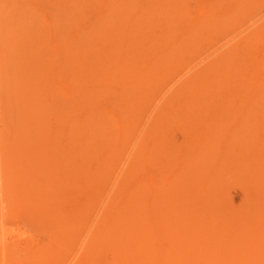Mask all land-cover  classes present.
<instances>
[{
  "label": "rangeland",
  "instance_id": "rangeland-1",
  "mask_svg": "<svg viewBox=\"0 0 264 264\" xmlns=\"http://www.w3.org/2000/svg\"><path fill=\"white\" fill-rule=\"evenodd\" d=\"M101 32H103L101 34L102 37L100 36ZM106 33L110 35H106ZM124 37L126 38L124 39ZM126 43L128 44L126 45ZM0 48V237H11L8 240L10 243L9 248H11L8 251L9 254L5 252V246L1 245L3 248H0V257L2 256L0 262L2 264H10L9 261H11L10 257L12 255L16 256L15 260L25 262L26 259L32 256V253L34 255L39 253L38 256L40 257L43 252L46 253L47 251L48 256L46 255L45 259H48L51 255L53 256L62 250L64 255L62 254L56 260V264H85L87 262L85 259L91 258L93 253L91 250L93 248L92 245L95 239L98 238L99 232L107 228V225L103 228L101 226L105 225L118 210L123 208L124 204L120 205L119 201L121 203L123 202L122 200H126L129 196L131 198L133 193L135 196L132 203L134 204V201L137 200L135 201V205L137 204V206L134 207L139 211H134V207L129 209L128 216L130 215L132 227L125 233L128 240H130L129 246L133 250H138L139 247L145 250L146 246L150 245L152 249L151 253L147 251L145 253L149 255L148 260L154 259L158 254V264H165L166 262V264H170L171 255L172 258H176L178 263L182 264H197L196 262L199 259L205 260V257L212 253V242H220L214 235H210L209 230L212 228L215 231L221 230L219 228L220 224H218L220 222L214 223L210 218L207 219L208 212L214 211L213 207H216L218 208V213H224L230 208V200L234 199L233 197L231 198V195L229 196L233 186L222 182L221 177L223 178L224 175L222 173L226 172V168L229 167L231 171L228 170L227 177L238 175L241 170L245 169V166L242 165V161L245 160L244 157L251 156L253 158L255 155L252 156V153L260 155L263 152L259 148L261 145L264 146V0H0ZM138 53L141 54L138 55ZM91 55H94V57L92 58ZM116 56L120 57L121 61H117L119 58ZM156 64L157 67L161 66L160 72L155 71V73H158V78L155 79L158 82L157 87L152 89L153 91L148 92V94H145L146 89L142 91L143 95L140 93L138 99L136 98L138 102L132 98L130 99L128 93L126 96V92H124V95L122 91H116L112 86L114 84L117 85V78H120L119 86L126 83L128 81L126 78L128 70H138L139 72L144 68L142 71L144 74H147V72L150 73L156 70ZM89 65L92 67H89L90 70L88 68ZM109 65L114 68L113 73L103 71L106 68L108 70ZM212 67L213 69H211ZM86 68L90 72H87ZM146 69L147 71H145ZM229 72H231V75ZM216 73L218 77L215 76ZM106 76L109 80L104 83L109 86L101 88L99 85L102 81L99 79ZM160 76L163 77L161 78ZM215 79L217 80L214 82L215 86H211L210 83ZM88 87L92 89L90 90ZM196 91L197 93H195ZM142 102L143 104H141ZM131 103L132 105H130ZM74 107L75 109H73ZM139 108L142 109L141 112H139ZM179 110L183 116L177 120L175 114ZM128 115L129 118L126 119L125 116ZM93 116L96 118L95 121H93ZM176 120L177 122H175ZM237 120L238 124L236 125ZM91 125H95V129ZM75 126L79 127L82 132ZM99 126L101 129L106 130L107 133L102 134L103 131ZM39 127L43 129L41 133ZM135 128L137 131L134 130ZM94 130H96V133H94ZM236 130L241 133H238ZM124 131L128 135L123 137L124 139L122 138L121 142L120 134L125 133ZM153 131L155 132L154 135ZM161 133L163 135L166 134L164 138H161L163 136ZM40 134H43V137L45 136L44 139L42 138V141L38 137ZM64 135L66 137L69 136L72 146L61 150V153L66 151L64 158L67 161L61 162L62 164L58 168L61 171L60 174L63 172V177L65 176V178L60 182L59 177L56 175L55 182H48L49 186L46 187L50 190V194L53 192V196L57 197L56 203L52 207L44 205L43 209L42 207L40 209L38 206L40 202L36 203V205V201H29L25 207H22L19 205L20 197L17 194L23 188L18 187L17 182H20L19 175L20 173L23 174V169L26 168L24 166L28 165L26 171L35 169L33 168L35 167L34 165L38 166L39 161L46 160V157L54 152L51 148L53 145H46V142H49L50 139L51 141L53 139L56 141L57 137L61 138L60 136L64 137ZM104 135L106 136L104 137ZM145 136H148V139H145ZM88 137L92 139L90 140ZM112 138L119 139L118 141L121 143L119 144L118 141ZM166 138L167 141L169 139L173 141V146L170 145L171 148H169L168 144L164 145L165 151H170L171 154L169 152L167 154L164 153L165 156L162 154L163 156L160 159L156 155L157 151L158 154L160 152L158 148L159 139ZM85 139L88 141L85 142ZM79 140L84 144L82 145ZM111 140L112 143H117H113L114 146L112 144L114 148L103 144L105 150L101 142L106 143V141L109 142ZM234 140L236 143H234ZM92 142L94 145L96 144L95 142L98 145L99 143L101 144L100 146L95 145L96 147H100L99 152H97L99 148H96V151ZM28 143L35 150L36 155H34L37 158L32 154L29 157H26V155L19 157L22 154L19 149L29 148ZM85 146L88 147L85 148ZM44 147H48L49 149L47 148L46 152L44 151L39 155L36 150L44 149ZM109 149L113 153L106 154ZM103 150L104 153L102 152ZM146 150H148L147 153H145ZM16 151L19 153H16ZM250 151L253 152L250 154ZM90 152H95L96 155ZM199 153L201 155L204 154L205 162L204 168L198 172V170L189 168L190 162L186 163L189 157L194 158ZM44 154L47 155L45 158H43ZM87 154L91 156L87 158ZM101 154L105 156H101ZM151 154L153 155L150 156ZM15 156L19 157V159L15 158ZM31 156L34 157V160L33 157L31 159ZM96 156L99 157L96 158ZM173 156L174 161L172 159ZM77 157L82 160H78ZM103 157L105 158V162L102 160ZM156 157L160 160L156 159ZM224 157L226 161H224ZM38 158L42 159L35 162ZM111 158H113V161L110 160ZM167 158L170 161L172 159V161L168 162ZM216 158L218 159L216 160ZM260 158L262 159V157ZM13 159H17L18 161H15L16 166L10 167L11 164L8 162H14ZM76 160L80 162L78 163ZM23 161L24 163L22 164ZM207 161H210V164ZM86 162H90L91 164L89 163L90 165H88ZM182 162H186L185 165L184 163L181 164ZM217 162L221 165H217ZM260 162L263 164L264 160ZM206 163L207 165H205ZM226 163L227 166L225 165ZM261 163L258 162L256 167L260 168L262 166ZM4 164L8 165L5 166ZM137 164L138 167H141L138 168ZM214 165L220 167L217 168ZM8 166L10 168L7 169ZM105 166L108 168L106 169ZM207 166L210 167L206 168ZM262 168L264 169L263 166ZM72 170L76 171L72 172ZM57 171L60 172L59 170ZM107 172L108 174H106ZM189 172L194 174L191 175ZM163 174L165 178L162 177ZM82 175H84V178ZM191 176H193V180H191ZM80 177L83 179H80ZM180 177L183 180L179 179ZM158 178L162 180L158 181ZM189 178L190 180H188ZM197 179H202L205 183L204 185L207 187L204 189V193L208 191L209 193L206 194H209L210 198L204 204H210L209 208L206 207L207 205H205V208L197 199L196 203H194L195 199L192 188L194 187L193 183ZM174 180H177L176 184ZM169 181L174 183L170 185ZM207 182L208 184H206ZM86 183L90 186L88 184L85 185ZM166 183L168 184L167 186ZM153 185L155 186V190L162 188L159 191L157 190L160 193L157 192L155 195V191L151 192L154 190L152 189L154 188ZM173 185H176V187L174 188ZM96 187H99V192L95 189ZM167 187L169 188L167 189ZM173 188L174 190L177 188L179 191L182 189L181 192H178L177 189V191H172ZM256 190L258 189L256 188L254 192H250L255 199ZM15 191V195L17 196L14 195ZM185 192L187 194H184ZM177 193L183 194L182 196L184 197L180 199V195ZM161 194L163 197L169 194V197L172 198L170 199L167 195L164 205L163 201H165V197L163 198ZM98 195L100 196L99 198L97 197ZM138 196L139 198H137ZM156 197H160L158 198L159 200ZM173 197L175 198L173 199ZM161 199L163 200L160 201ZM95 201L98 203H95ZM167 201L168 204L169 201H172L169 204L170 208H173L171 211L169 206H167ZM87 202L96 205L92 207ZM143 203H146V205ZM193 204H197L196 208H194ZM248 204L245 207L250 208L251 205H258L255 202ZM84 205L86 207L89 206L88 208L91 209L85 208ZM152 206H156V208ZM161 206L165 207L162 208ZM157 207H159L158 210ZM245 207L243 206V209ZM53 208L55 209L53 210ZM175 208H177L176 212H174ZM63 209L67 210V213ZM161 209L169 211L168 213L179 222V227L181 228L180 234L193 231L194 234L191 236V240H189L190 236L187 234L189 242L187 241L184 244L186 248L175 247L176 251H174L173 243L170 241L171 234L175 237L174 231L172 233L168 229L165 231L166 226H164L163 222L153 217V212L158 213ZM183 209L185 210L184 215ZM193 209L197 210V214L194 213ZM41 210H43V214H47L48 216L44 215L45 218L41 217L43 216L42 213H39ZM72 210H75V213ZM106 210L108 214H105ZM141 210L142 212H140ZM152 210L153 212L151 213ZM32 211L33 213L35 212L33 215ZM37 211H39V214H37ZM144 211L145 213L143 214ZM188 211L194 213V217ZM49 212L53 213L54 217H58L59 220L62 218L61 223L62 220L63 222L65 220L67 227L73 230L72 232L69 230V234H71L70 238H74H72L71 244L69 242L65 243V241H59L57 244L49 237L48 230H46L48 228L46 226L48 225H45L49 217L53 216ZM111 212L114 214H111ZM135 212H138V214ZM198 213L200 214L198 215ZM259 214L260 217L261 215L263 217L264 211ZM196 216L198 217L196 218ZM106 217L110 218L106 219ZM189 217H192L194 220ZM260 217H256L257 219L246 218L245 216L241 217L243 219H239V223L232 230V234L229 230L226 231V239L221 240V242L228 244L233 242V240L235 241V236L238 238L242 234V231L243 234L244 231L250 230H256L261 233L263 229L264 233V220H261ZM203 218L205 222L202 221ZM186 219H191V225L188 224L189 222ZM41 220L45 222L42 223ZM255 221L260 224L255 223ZM138 222L143 224L139 226ZM43 224L45 227H43ZM255 224L258 226L257 229L254 228ZM202 226H205V229ZM135 227L137 229H134ZM198 231L204 232L200 233ZM129 232L132 234H129ZM166 232L169 236H167ZM197 234L198 238H196ZM210 236H213V238H210ZM144 237L149 238L146 240L147 238ZM19 239L22 242L16 244L15 242ZM238 241H243V238H239ZM248 241L250 242L251 239ZM51 243H54L52 247ZM159 245H161V248L158 247ZM16 246L18 248L14 249ZM189 246L190 248H188ZM49 247L50 249H48ZM134 247L136 248L134 249ZM28 248L29 250H26ZM254 248L256 249V247ZM168 249L170 250L168 251ZM172 249L173 251H171ZM26 252L31 254L27 255ZM5 255L7 257L10 256V259L5 258ZM134 255L130 257L131 261H134L135 264L145 263V257L143 262L141 255ZM100 259H103L102 256H100ZM165 259L168 261H165ZM154 260L156 261V259ZM211 260H213V264H216L218 261L216 257ZM119 261L120 263L124 262L120 258Z\"/></svg>",
  "mask_w": 264,
  "mask_h": 264
},
{
  "label": "bare ground",
  "instance_id": "bare-ground-1",
  "mask_svg": "<svg viewBox=\"0 0 264 264\" xmlns=\"http://www.w3.org/2000/svg\"><path fill=\"white\" fill-rule=\"evenodd\" d=\"M119 3V2H118ZM111 5V4H110ZM128 6V5H127ZM126 6V7H127ZM125 7V8H126ZM129 8H130V6H128ZM63 11V10H62ZM65 11V10H64ZM114 12V11H113ZM117 14V13H116ZM162 15H164V14H162ZM120 16H121V14H120ZM168 16H170V15H168ZM166 17V16H165ZM113 18V17H112ZM112 18H111V20H112ZM164 18V17H163ZM127 19V18H126ZM160 20V19H159ZM119 21H121V20H119ZM131 21V20H130ZM107 25V24H106ZM109 25V24H108ZM112 25V24H111ZM128 25V24H127ZM123 26V25H122ZM108 27V26H107ZM110 27V26H109ZM112 27V26H111ZM120 27V26H119ZM118 27V28H119ZM107 29V28H106ZM110 29V28H109ZM115 29V28H114ZM116 29H117V27H116ZM125 29V28H124ZM91 30H93V29H91ZM127 30V29H126ZM125 30V31H126ZM110 31V30H109ZM124 31V32H125ZM123 32V31H122ZM103 32H101L100 33V36H101V34H102ZM110 33V32H109ZM108 33H106V35H107ZM108 35H110V34H108ZM113 35V34H112ZM142 35V34H141ZM104 36V35H103ZM114 36H117V35H114ZM97 37V36H96ZM102 37V36H101ZM105 37H109V36H105ZM111 37V36H110ZM113 37V36H112ZM132 37V36H131ZM98 39H100L99 37H97ZM126 37H124V39H125ZM192 38H194V37H192ZM149 39V38H148ZM93 40V39H92ZM95 40V39H94ZM107 40V39H106ZM105 40V41H106ZM129 40V39H128ZM193 40H195V38L193 39ZM18 42V41H17ZM124 42V41H123ZM176 42V41H175ZM187 42V41H186ZM96 43V42H95ZM190 43V42H189ZM92 44H94L93 42H92ZM124 44V43H123ZM128 43H126V45H127ZM191 44V43H190ZM89 45V44H88ZM111 45V44H110ZM118 45L119 46H121L119 43H118ZM189 45V44H188ZM106 46V45H105ZM162 46V45H161ZM83 47V46H82ZM113 47V46H112ZM81 48V47H80ZM130 48V47H129ZM1 49V48H0ZM75 49H77L76 47H75ZM107 49V48H106ZM134 49V48H133ZM18 50V49H17ZM83 50V49H82ZM32 51V50H31ZM84 51V50H83ZM82 51V52H83ZM104 51V50H103ZM108 51V50H107ZM138 52H139V50H137ZM181 51V50H180ZM80 52H81V50H80ZM99 52V51H98ZM11 53V52H10ZM113 53H114V51H113ZM125 53V52H124ZM66 54H68L67 52H66ZM94 54V53H93ZM111 54V53H110ZM141 53H138V55H140ZM109 55V54H108ZM126 55H128V54H126ZM125 55V56H126ZM39 56V55H38ZM92 56V55H91ZM124 56V55H123ZM131 56H134V55H131ZM13 57V56H12ZM76 57V56H75ZM94 57V55L92 56V58ZM109 57H112V56H109ZM108 57V58H109ZM116 57H118V56H116ZM84 58V57H83ZM104 58V57H103ZM115 58V57H114ZM119 59L117 60V61H121L120 60V57H118ZM149 58V57H148ZM155 58H156V56H155ZM154 58V59H155ZM101 59V58H100ZM74 60V59H73ZM90 60H91V58H90ZM178 60H180V59H178ZM45 61V60H44ZM70 61V60H69ZM94 61V60H93ZM115 61V60H114ZM157 61H158V59H157ZM173 61V60H172ZM171 61V62H172ZM13 62V61H12ZM26 62V61H25ZM91 62V61H90ZM89 62V63H90ZM96 62V61H95ZM149 62V61H148ZM162 62V61H161ZM43 63V62H42ZM75 63H76V61H75ZM78 64V63H77ZM100 64V63H99ZM108 64V63H107ZM146 64V63H145ZM149 64H151V63H149ZM164 64V63H163ZM176 64V63H175ZM12 65V64H11ZM16 65V64H15ZM42 65V64H41ZM143 65V64H142ZM161 65V64H160ZM179 65V64H178ZM101 66V65H100ZM147 66H149L148 64H147ZM166 66V65H165ZM171 66V65H170ZM92 68L91 67V65H89L88 66V68ZM150 67V66H149ZM149 67H148V69H149ZM42 68V67H41ZM88 68H86V70H87V72H90V71H88ZM90 68H89V70H90ZM111 68V69H110ZM139 68H141V67H139ZM164 68V67H163ZM166 68H167V66H166ZM39 69V68H38ZM113 67L111 66V65H109L108 66V70H107V68L105 69V70H103L104 72H111V73H113L112 71H113ZM133 69V68H132ZM144 68H142V70H143ZM211 69H213V67L211 68ZM127 70V69H126ZM137 70V69H136ZM141 70V71H142ZM152 70V69H151ZM164 70V69H163ZM175 70V69H174ZM216 70V69H215ZM120 71V70H119ZM141 71H139L138 72V70L137 71H127V73L129 74H127V82L126 83H124L123 85H121L120 84V86H119V83H120V78H117L118 80V82H117V85L116 84H114V85H112L113 87H114V89L116 90V91H122L123 92V94H124V92H126V96H127V93L129 94L128 96L130 97V99L132 98V99H134L135 101L138 99V97H139V94L141 93L142 94V91H144L145 89H146V93L145 94H148V92H150V91H153L152 89H154L155 87H157V81L155 80L156 78H158V73H155V71H161V66H158L157 67V64H156V70H154V72H150V73H148L147 72V74L145 73H143V71L141 72ZM145 71H147V69L145 70ZM168 71V70H167ZM213 71V70H212ZM211 71V72H212ZM220 71V70H219ZM228 71V70H227ZM83 72V71H82ZM109 72V73H110ZM93 73V72H92ZM101 73V72H100ZM99 73V74H100ZM164 73V72H163ZM167 73V72H166ZM171 73V72H170ZM214 73V72H213ZM231 72H229V74H230ZM240 73V72H239ZM97 74V73H96ZM98 74V75H99ZM108 74V73H107ZM117 74V73H116ZM220 74V73H219ZM225 74H226V72L224 73V76H225ZM162 75V74H161ZM166 75V74H165ZM221 75H223V74H221ZM231 75V74H230ZM240 75V74H239ZM215 76H217V73L215 74ZM223 76V77H224ZM102 77H103V75H102ZM115 77V76H114ZM161 77V76H160ZM163 77V76H162ZM161 77V78H162ZM166 77H167V75H166ZM218 77V76H217ZM165 78V77H164ZM220 78V77H219ZM97 79H98V77H97ZM100 81H102V82H100V87L102 88L103 86H109V85H107V84H105L104 82H106V81H108L109 80V78L106 76V77H104V78H101V79H99ZM164 80V79H163ZM213 80V79H212ZM122 81V80H121ZM124 81V80H123ZM215 81H217L216 79L214 80V81H212L210 84H211V86H213L214 85V82ZM91 82V81H90ZM99 82V81H98ZM97 82V83H98ZM43 83V82H42ZM89 83V82H88ZM218 83V82H217ZM196 84V83H195ZM207 85V84H206ZM205 86V85H204ZM215 86V85H214ZM39 87V86H38ZM197 87V86H196ZM89 88V87H88ZM99 88V87H98ZM101 88H99V89H101ZM200 88V87H199ZM87 89V88H86ZM85 89V90H86ZM90 89V88H89ZM92 89V88H91ZM90 89V90H91ZM199 92H200V90H199ZM195 93H197V91L195 92ZM9 95V94H8ZM125 95V94H124ZM143 95V94H142ZM195 95H198V94H195ZM35 98V97H34ZM137 98V99H136ZM26 99V98H25ZM11 100V99H10ZM124 100V99H123ZM127 100V99H126ZM25 102V101H24ZM124 102H125V100H124ZM136 102H138V101H136ZM9 103V102H8ZM14 103V102H13ZM121 103V102H120ZM129 103V102H128ZM262 103V102H261ZM26 104H27V102H26ZM141 104H143V102L141 103ZM18 105V104H17ZM119 105V104H118ZM130 105H132V103L130 104ZM137 105H138V103H137ZM145 105V104H144ZM121 106V105H120ZM119 106V107H120ZM134 106H135V104H134ZM129 107V106H128ZM136 107V106H135ZM138 107H139V105H138ZM249 107V106H248ZM121 108V107H120ZM145 108V107H144ZM16 109V108H15ZM73 109H75V107L73 108ZM127 110H128V108H126ZM30 110V109H29ZM124 110V109H123ZM126 110V111H127ZM131 110V109H130ZM141 110L142 109H140L139 108V112H141ZM118 111H120V110H118ZM38 113V112H37ZM123 113H124V111H123ZM250 113V112H249ZM39 114V113H38ZM120 114H122V113H120ZM129 114H131L130 112H129ZM134 116V115H133ZM132 116V117H133ZM139 116V115H138ZM182 116H183V114L181 113V111L179 110V111H177L176 112V114H175V118H177V120L178 119H181L182 118ZM254 116V115H253ZM126 117V119L127 118H129V115L128 116H125ZM124 117V118H125ZM131 117V118H132ZM135 117V116H134ZM256 117V116H255ZM258 117V116H257ZM24 118V117H23ZM252 118V117H251ZM123 119V118H122ZM126 119H125V121H126ZM96 120V118H95V116H93V121H95ZM100 120V119H99ZM137 120V119H136ZM135 120V121H136ZM177 120L175 121V122H177ZM246 120V119H245ZM23 121V120H22ZM131 121V120H130ZM256 121V120H255ZM254 121V122H255ZM140 122V121H139ZM252 122V121H251ZM23 123V122H22ZM93 123V122H92ZM91 123V124H92ZM96 123H98L97 121H96ZM100 123H101V121H100ZM132 123H133V121H132ZM29 124H31L30 122H29ZM28 124V125H29ZM94 124V123H93ZM99 124V123H98ZM130 124V123H129ZM134 124V123H133ZM236 125L238 124V120H237V122L235 123ZM246 124V123H245ZM234 125V124H233ZM79 126V125H78ZM88 126V125H87ZM91 126H93V128L95 129V125H91ZM128 126V125H127ZM130 126V125H129ZM136 126V125H135ZM239 126V125H238ZM245 126V125H244ZM76 127V126H75ZM90 127V126H89ZM131 127H132V124H131ZM138 127V126H137ZM231 127V126H230ZM229 127V128H230ZM40 128V127H39ZM69 128V127H68ZM77 128V127H76ZM79 128V127H78ZM77 128V129H78ZM81 128H83V127H81ZM92 128V129H93ZM99 128H100V126H99ZM98 128V129H99ZM104 128V127H103ZM106 128V127H105ZM129 128V127H128ZM235 129H236V127H234ZM38 129V128H37ZM37 129H35V130H37ZM84 129V128H83ZM90 129H91V127H90ZM101 129V128H100ZM231 129V128H230ZM233 129V128H232ZM16 130V129H15ZM41 130H43V129H39V131H40V133H41ZM80 132H82L81 131V129L79 128L78 129ZM77 130V131H78ZM86 130V129H85ZM102 131H103V133L102 134H106L107 133V131L106 130H103V129H101ZM100 130V131H101ZM134 130H136V128L134 129ZM153 130V129H152ZM250 130V129H249ZM27 131V130H26ZM38 131V132H39ZM61 131V130H60ZM67 131V130H66ZM79 131H78V133H79ZM91 131V130H90ZM96 130H94V133H96L95 132ZM137 131V130H136ZM151 131V130H150ZM236 131H238V130H236ZM242 131V130H241ZM21 132V131H20ZM23 132V131H22ZM25 132V131H24ZM30 132H31V130H30ZM85 132V131H84ZM92 132H93V130H92ZM105 132V133H104ZM125 132V131H124ZM240 131H238V133H239ZM247 132V131H246ZM44 133V132H43ZM66 133V132H65ZM64 133V134H65ZM110 133V132H109ZM108 133V134H109ZM130 133H132V132H130ZM134 133V132H133ZM236 133V132H235ZM241 133V132H240ZM25 134V133H24ZM37 134V133H36ZM90 134H91V132H90ZM100 134V133H99ZM107 134V135H108ZM136 134H137V132H136ZM155 134V132L153 131V135ZM162 134V133H161ZM41 135V136H40ZM38 137H40V140L42 141V138L44 139V137H43V134H40ZM51 135V134H50ZM114 135V134H113ZM126 135H128V133H123V134H120V138H121V142H122V138L123 137H125ZM134 135H135V133H134ZM139 135V134H138ZM137 135V136H138ZM153 135H151V136H153ZM163 135V134H162ZM165 135L166 134H164L161 138H164L165 137ZM240 135H242V134H240ZM23 136V135H22ZM29 136V135H28ZM35 136V135H34ZM59 136V135H58ZM83 136H85V135H83ZM86 136H87V134H86ZM93 136V135H92ZM95 136V135H94ZM98 136V135H97ZM101 136H103V135H101ZM106 135H104V137H105ZM129 136H130V134H129ZM148 136H150V135H148ZM148 136L146 137L145 136V139L147 138L148 139ZM18 137H19V135H18ZM47 137V136H46ZM61 138H59V137H57V140L55 141L54 139L51 141V139L50 138H48V139H50L49 140V142H46L47 144L46 145H53L51 148L54 150V152L52 153V154H50V155H46V154H44L45 156H43V158H45L46 156V160L45 159H43V160H45L44 162H42V161H39L38 162V160H40V159H42V158H38L37 159V161H35V162H38L39 164H38V166L37 165H34L33 163V165L35 166V167H33V168H35V169H33V170H27L26 171V168H27V166L28 165H26V166H24V167H26L25 169H23V174H21L20 173V182H17V186L19 187L20 186V188H23L22 190H21V192L20 193H18L17 195H19V199H20V204L19 205H21L22 207H25V205L26 204H28L29 203V201H36L35 202V204L36 203H38V202H40L39 204H38V206H39V208L40 207H42V209H43V206L44 205H49V207L51 206H53V204L54 203H56V201H57V197H54L53 196V192H52V194H50V190H48L46 187L47 186H49L48 185V182L50 183V182H52V181H54L55 182V180H56V178H55V176L57 175L58 177H59V181L61 182L62 180H63V178H65V176L63 177V172H62V174H60L61 173V171H60V169L58 168V166L60 167V165L62 164L61 162H63V161H67V159L66 158H64L65 157V155H66V151L65 152H63V153H61V150L62 149H66V147H72L71 146V144H70V138H69V136L68 137H66L65 135H64V137L63 136H60ZM70 137H71V134H70ZM113 137V136H112ZM80 138H81V136H80ZM93 138H95V137H93ZM97 138H99V137H97ZM103 138V137H102ZM101 138V139H102ZM108 138V137H107ZM115 138V137H114ZM227 138V137H226ZM47 139V140H48ZM75 139V138H74ZM83 139V138H82ZM88 139H90L89 137H88ZM92 139V138H91ZM90 139V140H91ZM96 139V138H95ZM113 139V138H112ZM116 139H117V136H116ZM116 139H113V140H115V141H118V140H116ZM124 139V138H123ZM23 140V139H22ZM90 140H89V142H90ZM105 140V139H104ZM125 140H126V138H125ZM170 140V141H169ZM168 141H167V138L166 139H159V146H158V148L160 149L159 151V154H158V151H157V153H156V155H158L159 156V158L161 159L162 158V156L164 155V153H166L167 154V152H169L170 153V151H165V148H164V145H166V144H168L169 145V148H171L170 147V145H172L173 144V141H172V139H169ZM19 141V140H18ZM27 141V140H26ZM26 141H25V143H26ZM51 141V142H50ZM88 140H86L85 139V142H87ZM102 141H103V139H102ZM128 141H130V140H128ZM145 141V140H144ZM237 141V140H236ZM22 142V141H21ZM31 142V141H30ZM36 142V141H35ZM79 142H81V144L83 145L84 143H82V141L81 140H79ZM84 142V141H83ZM99 142H101V141H99ZM104 142V141H103ZM103 142H101L102 143V146L104 147V149H105V146L106 145H108V146H110V147H112V148H114L113 146H114V144L113 143H117V142H113L112 143V140L111 141H109V142H107L106 141V143H108V144H106V143H103ZM121 142H119L118 141V143L120 144ZM156 142V141H155ZM171 142V143H170ZM96 144L95 145H98L97 144V142H95ZM170 143V144H169ZM234 143H236L235 142V140H234ZM29 144V143H28ZM70 144V145H69ZM80 144V143H79ZM92 144H93V142H92ZM103 144H105V146L103 145ZM112 144H113V146H112ZM128 144V143H127ZM145 144H146V142H145ZM229 144V143H228ZM239 144V143H238ZM8 145V144H7ZM35 145V144H34ZM91 145V144H90ZM94 145V144H93ZM94 145V146H95ZM101 144L99 143V145L98 146H100ZM123 145H124V141H123ZM231 145V144H230ZM234 145V144H233ZM242 145V144H241ZM32 147V145H28V147L29 148H26V149H19V148H21V147H19L18 149H19V151L20 152H22V154H20V156L19 157H21V156H25L26 155V157H29L30 156V154H32V155H36V153H35V150L33 149V148H31ZM79 146V145H78ZM101 146V147H102ZM173 146V145H172ZM228 146V145H227ZM236 146V145H235ZM46 147V146H45ZM44 147V149H38V150H36L37 151V153L40 155L42 152H44L45 150L47 151V148H45ZM80 147H81V145H80ZM86 147H88V146H85V148ZM121 147V146H120ZM224 147H226V146H224ZM41 148V147H40ZM93 148V147H92ZM95 149L97 148H99L98 149V151H97V149H96V151L97 152H99V150H100V147H94ZM93 148V149H94ZM175 148V147H174ZM174 148H172V149H174ZM211 148H213V147H211ZM232 148V147H231ZM17 149V150H18ZM32 149V150H31ZM49 149V148H48ZM248 149V148H247ZM250 149V148H249ZM51 150V149H50ZM69 150V149H68ZM67 150V151H68ZM73 150H75V149H73ZM72 150V151H73ZM92 150V149H91ZM106 150V149H105ZM141 150V149H140ZM170 150V149H169ZM239 150H240V148H239ZM252 150V149H251ZM254 150H255V148H254ZM257 150V149H256ZM259 150H263V152L262 153H260V155L259 154H253L251 151H250V154L252 153V156L253 155H255V157H247V158H245L244 157V161H242V165L243 166H245V169L242 171L241 170V172L238 174V175H233V176H231V177H227V172H228V170H229V167H227L226 168V172H224V173H222V174H224L223 175V178L221 177V179L223 180L222 182H225V183H227V184H229V185H232L233 186V188H231V194H229V196L231 195V198L233 197L234 199H232V200H230V201H228V202H230V208L228 209V211H226V212H224V213H218V208H216V207H213L214 208V211L212 210L211 212L208 210V208L210 207V204H204V202L205 201H207L208 200V198H210L209 197V194H206V193H209L208 191H205V193H204V189L205 188H207L204 184V182H203V180L202 179H197V181H195L194 183H193V185H194V187L192 188V193H193V197H194V199H195V202L194 203H196V201L198 200V201H200V203H201V205L203 204L204 205V207H205V205H207L206 207H208L207 208V210L209 211L208 212V215H207V219L208 218H210L212 221H214V223L216 222H220V223H218V224H220V227L219 228H221V230L220 231H215L213 228L212 229H210L209 230V233H210V235H214V237L215 238H218L219 239V241L220 242H212V244L211 245H213L211 248L213 249L212 250V253H210L209 254V256H207V257H205V260L204 259H202V260H198L196 263L197 264H213L212 262H213V260H211L212 258H214V257H216L217 259H218V261H217V263H216V261H214V263H216V264H264V233H263V229H262V231H261V233L259 232V231H256V230H250V231H244V234H243V231H242V234L241 235H239L238 236V238L235 236V238H236V240L234 241L233 240V242H231V243H228V244H223L222 242H221V240L223 241V239H226L225 237H226V235L227 234H225V233H227L226 231H228L229 230V232H231V234H232V230L233 229H235V226L239 223V219H243V218H241V217H246V218H258V217H260L259 215V213H262L264 210H262V209H264V169L262 170L261 169V167L263 166L264 167V162H263V164L260 162V161H262V160H264V146H260V148H259ZM45 151V152H46ZM95 151V152H96ZM152 151H154V150H152ZM228 151H230V150H228ZM227 151V152H228ZM232 151V150H231ZM230 151V152H231ZM241 151V150H240ZM18 151H16V153H17ZM29 152V153H28ZM86 152V151H85ZM84 152V153H85ZM95 152H90V153H95ZM101 152V151H100ZM103 153H104V150L102 151ZM106 152V151H105ZM148 152V150H146V152L145 153H147ZM206 152V151H205ZM211 152V151H210ZM221 152V151H220ZM227 152H226V154H227ZM237 152H239V151H237ZM19 153V152H18ZM72 153V152H71ZM88 153V152H87ZM89 153V154H90ZM111 153H113V152H111V150L109 149V151H108V153H106V154H111ZM120 153V152H119ZM150 153H152V152H150ZM209 153V152H208ZM213 153V152H212ZM255 153V152H254ZM49 154V153H48ZM99 154V153H98ZM140 154V153H139ZM154 154V153H153ZM153 154H151L150 156H152ZM163 154V155H162ZM171 154V153H170ZM214 154V153H213ZM217 154V153H216ZM215 154V155H216ZM231 154V153H230ZM34 155V157L35 158H37L36 156ZM68 155V154H67ZM79 155V154H78ZM95 155H96V153H95ZM103 154H101V156H102ZM122 155V154H121ZM169 155V154H168ZM201 153H199V154H196V156L194 157V158H188V162H187V159H186V164H188L189 162H190V166H189V168H192L193 170H198V172L200 171V170H202L203 168H204V154L203 155H201ZM212 155V154H211ZM220 155H221V153H220ZM225 155V154H224ZM238 155H240V154H238ZM246 155V154H245ZM69 156H71V155H69ZM89 156H91V155H89ZM88 156V154L86 155V157L88 158L89 157ZM103 156H105V155H103ZM116 156H118V155H116ZM135 156H137V155H135ZM145 156V155H144ZM165 156V155H164ZM170 156V155H169ZM181 156V155H180ZM206 156V155H205ZM226 156V155H225ZM243 156V155H242ZM3 157H4V155H3ZM19 157H17V156H15V158H18L19 159ZM32 157L33 156H31V159H32ZM34 157H33V160H34ZM41 157H42V155H41ZM99 157V156H98ZM97 156H96V158H98ZM106 157H107V155H106ZM111 157V156H110ZM114 157V156H113ZM120 157H122V156H120ZM139 157V156H138ZM154 157V156H153ZM153 157H151V158H153ZM177 157V156H176ZM175 157V158H176ZM213 157H214V155H213ZM227 157V156H226ZM234 157H236V156H234ZM259 157V158H258ZM260 157H262V159L260 158ZM7 158V157H6ZM5 158V159H6ZM9 158H11V157H9ZM14 158V159H15ZM71 158V157H70ZM79 157H77V159H78ZM85 158V157H84ZM86 158V159H87ZM91 158V157H90ZM108 158V157H107ZM118 158V157H117ZM158 157H156V159H157ZM158 158V159H159ZM163 158H165V157H163ZM169 158V157H168ZM167 158V160H169ZM174 158V156L172 157V159ZM230 158H232V157H230ZM242 158V157H241ZM249 158V159H248ZM5 159H4V161H5ZM13 159V160H14ZM105 158L103 157L102 158V160H104ZM113 158H111L110 160H112ZM148 159V158H147ZM159 159V160H160ZM172 159H171V161H172ZM210 159H211V157H210ZM218 158H216V160H217ZM221 159V158H220ZM224 159H225V157H224ZM7 160H8V158H7ZM6 160V161H7ZM17 160V159H16ZM16 160H14V162H8V163H10L11 164V166H10V164H9V166L10 167H12V166H16V163H15V161ZM78 160H80V159H78ZM78 160H76V161H78ZM82 160V159H81ZM80 160V161H81ZM89 160H91V159H89ZM101 160V161H102ZM115 160H118V159H115ZM140 160H142L141 158H140ZM166 160V159H165ZM175 159H173V161H174ZM208 160V159H207ZM229 160V159H228ZM3 161V160H2ZM18 161V160H17ZM47 161V162H46ZM80 161H78V163L80 162ZM113 161V160H112ZM137 161V160H136ZM149 161V160H148ZM170 160L168 161V162H171ZM224 161H226V159L224 160ZM231 161V160H230ZM234 162H235V160H233ZM238 161V160H237ZM34 162V161H33ZM34 162V163H35ZM104 162H105V160H104ZM108 162V161H107ZM116 162V161H115ZM114 162V163H115ZM138 162V161H137ZM151 162V161H150ZM163 162H165V161H163ZM207 162H209V164H210V161H207ZM261 163V167L260 168H257L256 166H257V163ZM6 163V162H5ZM24 163V161L22 162V164ZM64 163V162H63ZM87 163V162H86ZM90 163V162H89ZM89 163H87L88 165H90ZM103 163V162H102ZM109 163V162H108ZM117 163V162H116ZM141 163V162H140ZM142 163H144V162H142ZM146 163V162H145ZM144 163V164H145ZM154 163H155V161H154ZM177 163V162H176ZM184 162H182L181 164H183ZM185 163H184V165H185ZM216 163V162H215ZM222 163V162H221ZM229 163V162H228ZM240 163V162H239ZM18 164V163H17ZM31 164V163H30ZM86 164V165H87ZM97 164V163H96ZM98 164H100V163H98ZM105 164V163H104ZM5 166H7L6 164H4ZM161 165V164H160ZM183 165V166H184ZM205 165H207V163L205 164ZM217 165H221V164H218V162H217ZM226 166H227V163L225 164ZM234 165V164H233ZM7 167V169L8 168H10V167ZM98 166V165H97ZM107 166H108V164H107ZM134 166H135V163H134ZM140 166V165H139ZM145 166V165H144ZM183 166H181V167H183ZM187 166V165H186ZM212 166V165H211ZM215 166V165H214ZM224 166V165H223ZM239 166H241L240 164H239ZM62 167V166H61ZM71 167H72V165H71ZM86 167V166H85ZM106 167V166H105ZM114 167V166H113ZM131 167V166H130ZM137 167H138V164H137ZM141 167V166H140ZM140 167H138V168H140ZM208 167H210V166H207L206 168H208ZM213 167V166H212ZM211 167V168H212ZM215 167H217V168H219L218 166H215ZM222 167V166H221ZM225 167V166H224ZM237 167V166H236ZM39 168V169H38ZM58 168V169H57ZM104 168V167H103ZM102 168V169H103ZM108 167H106V169H107ZM186 168V167H185ZM239 168V167H238ZM4 169H5V167H4ZM74 169V168H73ZM111 169H112V167H111ZM133 169H134V167H133ZM136 169V168H135ZM184 169V168H183ZM240 169H241V167H240ZM35 170H37V171H35ZM57 170H59L60 172H58ZM105 170V169H104ZM103 170V171H104ZM109 170V169H108ZM129 170H130V168H129ZM140 170V169H139ZM208 170V169H207ZM218 170V169H217ZM220 170V169H219ZM76 170H72V172H75ZM209 171H211V170H209ZM229 171H231V170H229ZM90 172V171H89ZM105 172V171H104ZM109 172V171H108ZM108 172L106 173V174H108ZM194 172V171H193ZM204 172V171H203ZM215 172H217V171H215ZM101 173H103L102 171H101ZM112 173V172H111ZM139 173H140V171H139ZM190 173V172H189ZM201 173V172H200ZM212 173V172H211ZM230 173V172H229ZM235 173V172H234ZM126 174V173H125ZM181 174V173H180ZM183 174V173H182ZM191 175L192 174H194V173H190ZM203 174V173H202ZM201 174V175H202ZM214 174V173H213ZM4 175V174H3ZM22 175V176H21ZM79 175V174H78ZM103 175V174H102ZM158 175V174H157ZM184 175V174H183ZM216 175V174H215ZM84 175H82V177H83ZM220 176V175H219ZM218 176V177H219ZM16 177V176H15ZM58 177H57V179H58ZM76 177V176H75ZM82 177H80V179L82 178ZM101 177V176H100ZM104 177V176H103ZM102 177V178H103ZM162 177H164V174H163V176ZM168 177V176H167ZM183 177V176H182ZM182 177H180L179 179H181ZM188 177H190V176H188ZM192 178H191V180H193V176H191ZM203 177V176H202ZM205 177V176H204ZM84 178V177H83ZM82 178V179H83ZM105 178H106V176H105ZM165 178V177H164ZM187 178V177H186ZM185 178V179H186ZM98 179H99V176H98ZM159 179V178H158ZM173 179V178H172ZM179 179H177V180H179ZM220 179V178H219ZM220 179V180H221ZM162 180V179H161ZM160 179L158 180V181H161ZM177 180H174V182H175V184H176V181ZM181 180H183V179H181ZM188 180H190V178L188 179ZM187 180V181H188ZM58 181V180H57ZM56 181V182H57ZM153 181V180H152ZM157 181V182H158ZM166 181V180H165ZM213 181V180H212ZM8 182V181H7ZM64 182V181H63ZM87 182V181H86ZM155 182V181H154ZM153 182V183H154ZM163 182V181H162ZM168 182V181H167ZM170 182V181H169ZM174 182H172V183H174ZM186 182V181H185ZM219 182V181H218ZM88 183H90V182H88ZM88 183H86L85 185H87ZM158 183H160V182H158ZM164 183V182H163ZM162 183V184H163ZM171 183V182H170ZM172 183L170 184V185H172ZM178 183V182H177ZM182 183V182H181ZM180 183V184H181ZM221 183V182H220ZM220 183H219V185H220ZM225 183H223V184H225ZM53 184V183H52ZM55 184V183H54ZM61 184V183H60ZM179 184V183H178ZM184 184V183H183ZM190 184V183H189ZM192 184V183H191ZM206 184H208V182L206 183ZM85 185H83V186H85ZM143 185V184H142ZM161 185V184H160ZM159 185V186H160ZM165 185V184H164ZM168 184L166 183V186H167ZM182 185V184H181ZM187 185V184H186ZM88 186H90L89 184H88ZM154 186V185H153ZM152 186V187H153ZM157 186H158V184H157ZM163 186V185H162ZM174 186V185H173ZM205 186V187H204ZM215 186V185H214ZM221 186V185H220ZM17 187V188H18ZM60 187V186H59ZM140 187V186H139ZM144 187V186H143ZM170 187V186H169ZM169 187H167V189L169 188ZM176 187V185L174 186V188ZM179 187H181V186H179ZM184 187H185V185H184ZM4 188V187H3ZM16 188V187H15ZM99 188V187H98ZM98 188L96 187L95 189L96 190H98ZM130 188V187H129ZM141 188V187H140ZM150 188V187H149ZM165 188V187H164ZM172 188V187H171ZM174 188H173V190L172 191H177L176 189L174 190ZM186 188H187V186H186ZM258 189V190H256L255 192H256V199L255 198H253L252 197V195H251V191L252 192H254V190L255 189ZM52 189V188H51ZM57 189V188H56ZM152 189H154V190H150L151 192H153V191H155L154 193H155V195L157 194V192L160 190V189H162V188H160V189H157V190H155V186H154V188H152ZM182 189V188H181ZM181 189H180V191L178 190V192H181ZM184 189V188H183ZM191 189V188H190ZM189 189V190H190ZM212 189V188H211ZM136 190V189H135ZM220 190H221V188H220ZM16 191H17V189H16ZM16 191H15V193H14V195L16 194ZM70 191V190H69ZM133 191V190H132ZM137 191V190H136ZM135 191V192H136ZM149 191V190H148ZM163 191H164V189H163ZM162 190H161V192H163ZM168 191V190H167ZM186 191V190H185ZM215 191V190H214ZM98 192H99V190H98ZM97 192V193H98ZM183 192V191H182ZM212 192V191H211ZM221 192V191H220ZM133 193V192H132ZM150 193V192H149ZM153 193V194H154ZM158 193H160V192H158ZM165 193V192H164ZM164 193H162V194H164ZM189 193V192H188ZM217 193V192H216ZM250 193V194H249ZM3 194H4V192H3ZM10 194V193H9ZM55 194V193H54ZM161 194V195H162ZM177 194H179L180 195V193H177ZM182 194V193H181ZM184 194H187V192H185ZM211 194V193H210ZM219 194H221V193H219ZM252 194H254V193H252ZM17 195H15V196H17ZM52 195V196H51ZM93 195V194H92ZM96 195V194H95ZM129 195V194H128ZM168 195V197L170 196L169 194H167ZM167 195H166V197H165V201H163V204H164V202H166V200H167ZM175 195H176V193H175ZM183 195V194H182ZM182 195H180L179 197H180V199L181 198H183L184 196H182ZM10 196V195H9ZM90 196V195H89ZM134 193L132 194V197L131 198H127V196H126V200L124 201V200H122L123 202H121L120 203V201H119V204L121 205H123L124 204V206H123V208H121L120 210H118L117 211V213L114 215V216H112V219L110 220L109 219V221L105 224V225H102V223H101V227L103 228V227H105L106 225H107V228L105 229V230H101L100 232H99V236H98V238H94L95 239V241H94V243H93V245H92V255H91V258L89 259L88 257V259H85L87 262L85 263V264H135V262L134 261H131V257L130 256H135L134 254H138V255H141V258L143 257V262H144V257H145V259H146V261H145V263H147V261H149L147 264H158V260H159V258H158V254H157V256L154 258V259H156V261L154 260V259H150V260H148L149 259V255H147L145 252L147 251V252H150L151 253V247H150V245H148V246H146V248H145V250H143V248L142 247H139L138 248V250H133V248H131L129 245H130V243H129V241L130 240H128V238H127V236L125 235V233L127 232V230L128 229H130V227H132V222H131V218H129V216H128V212H129V209L130 208H132V207H136L137 206V204L135 205V201H137V200H135L134 201V204L132 203L133 201L132 200H134ZM146 196V195H145ZM149 196H153V195H149ZM174 196V195H173ZM190 196V195H189ZM218 196V195H217ZM255 196V195H254ZM90 197H92V196H90ZM94 197V196H93ZM98 198L100 197L99 195L97 196ZM96 197V198H97ZM162 197H163V195H162ZM161 197V198H162ZM163 197V198H164ZM175 197H178V196H175ZM175 197H173V199L175 198ZM178 197V198H179ZM192 197V198H193ZM22 198V199H21ZM46 198H48V199H45ZM137 198H139V196L137 197ZM141 198V197H140ZM146 198V197H145ZM150 198V197H149ZM153 198V197H152ZM157 198V197H156ZM158 198H160V197H158ZM157 198V199H158ZM170 198V197H169ZM168 198V199H169ZM172 198V197H171ZM170 198V199H171ZM178 198H176V199H178ZM212 198V197H211ZM218 198V197H217ZM94 199V198H93ZM148 199V198H147ZM154 199V198H153ZM172 199V200H173ZM197 199V200H196ZM227 199H229V198H227ZM227 199H225V200H227ZM45 200V201H44ZM78 200V199H77ZM90 200V199H89ZM96 200V199H95ZM142 200V199H141ZM146 200V199H145ZM159 200V199H158ZM163 199H161L160 201H162ZM212 200H214V199H212ZM47 201V202H46ZM149 201V200H148ZM147 201V202H148ZM187 201V200H186ZM90 202V201H89ZM89 202H87V204H89ZM141 202H143V201H141ZM145 202V201H144ZM183 202V201H182ZM212 202V201H211ZM220 202V201H219ZM251 202H255V203H258V205H251V207L250 208H247V207H245L246 205H249L248 203H251ZM259 202H261V203H259ZM47 203V204H46ZM58 203H59V201H58ZM61 203V202H60ZM75 203V202H74ZM77 203V202H76ZM92 203V202H91ZM95 203H98V202H96L95 201ZM150 203H152V202H150ZM149 203V204H150ZM154 203V202H153ZM172 203V201L170 202L169 201V204H171ZM177 203V202H176ZM189 203H190V201H189ZM206 203V202H205ZM213 203V202H212ZM223 203V202H222ZM34 204V205H35ZM81 204V203H80ZM80 204H79V206H80ZM144 205H146V203H143ZM148 204V205H149ZM161 204H162V202H161ZM168 204V201H167V206H169V209H170V211L173 209H171L170 208V205ZM179 204H180V202H179ZM178 204V205H179ZM37 205V204H36ZM55 205H57V204H55ZM74 205V204H73ZM76 205V204H75ZM82 205V204H81ZM89 205H92V204H89ZM96 205V204H95ZM94 204L92 205V207H94L95 206ZM151 205V204H150ZM150 205H149V207H150ZM165 205V204H164ZM194 205V204H193ZM197 205V204H196ZM196 205H194L195 207L194 208H196ZM77 206V205H76ZM85 206V205H84ZM84 206H82V207H84ZM88 206V205H87ZM118 206V205H117ZM141 206V205H140ZM163 206V205H162ZM161 206V207H162ZM166 206V207H167ZM173 206V205H172ZM171 206V207H172ZM213 206V205H212ZM211 206V207H212ZM243 206L245 207L244 209H243ZM30 207V206H29ZM66 207V206H65ZM74 207V206H73ZM89 207V206H88ZM88 207H86L85 206V208H88ZM119 207V206H118ZM134 207V208H135ZM139 207V206H138ZM137 207V208H138ZM142 207V206H141ZM148 207V208H149ZM153 207V206H152ZM165 207V206H164ZM164 207H162V208H164ZM176 207H177V205H176ZM179 207V206H178ZM185 207V206H184ZM190 207V206H189ZM205 207V208H206ZM249 207V206H248ZM19 208H21V207H19ZM32 208V207H31ZM34 208V207H33ZM38 208V207H37ZM38 208V209H39ZM61 208V207H60ZM77 208V207H76ZM75 208V209H76ZM85 208H83V209H85ZM116 208V207H115ZM115 208H114V211H115ZM133 208V209H134ZM148 208H146V209H148ZM151 208V207H150ZM153 208H156V206L155 207H153ZM168 208V207H167ZM187 208V207H186ZM223 208V207H222ZM24 209V208H23ZM41 209V208H40ZM55 208H53V210H54ZM68 209V208H67ZM80 209V208H79ZM78 209V210H79ZM88 209H91V208H88ZM118 209V208H117ZM143 209V208H142ZM159 209V207H157V210ZM176 209L177 208H175L174 210V212H176ZM202 209V208H201ZM200 209V210H201ZM242 209V210H241ZM37 210V209H36ZM52 210V209H51ZM58 210V209H57ZM60 210V209H59ZM61 210H62V208H61ZM64 210V209H63ZM82 210V209H81ZM144 210V209H143ZM184 210V209H183ZM187 210V209H186ZM194 210V209H193ZM204 210V209H203ZM206 210V211H207ZM35 211V210H34ZM42 211L43 210H41V212H39V211H37V214H41L42 213ZM65 211V210H64ZM72 211H74V213H75V210H72ZM83 211V210H82ZM86 211H88V210H86ZM89 211H91V210H89ZM134 211H139V210H136V208H135V210ZM145 211H147V210H145ZM145 211L143 212V214L145 213ZM195 211V210H194ZM193 211V212H194ZM22 212V211H21ZM21 212H19V213H21ZM36 212V211H35ZM34 212V213H35ZM39 212V213H38ZM66 213H67V210L65 211ZM80 214H81V212L80 211H78ZM92 212V211H91ZM119 212V213H118ZM140 212H142V210L140 211ZM139 212V213H140ZM153 212V210L151 211V213ZM169 211H167V210H165V209H161L158 213H154L153 212V217H156L157 218V220H159L160 222H163V224H164V226H166V229H165V231L168 229V230H170L171 231V233H172V231H174V234H175V237L171 234L170 235V241L173 243V249H174V251H176L175 250V247H177V248H186V245H184L187 241H188V236H190V239L189 240H191L192 239V235L194 234L193 233V231L192 232H188V233H185V234H183V233H181L180 234V230H181V228L179 227L180 225H179V222H177V220H175L173 217H172V215H170L169 213H168ZM173 212V211H172ZM189 212V214H194V213H196L197 212V210L194 212V213H190V211H188ZM201 212H202V210H201ZM204 212V211H203ZM33 213V211H32V215L34 214ZM60 213V212H59ZM62 213H63V211H62ZM83 213V212H82ZM108 214V211L106 210V212H105V214ZM136 213V212H135ZM184 213H185V210L183 211V215H184ZM186 213H187V211H186ZM37 214H35V215H37ZM43 214V213H42ZM49 214H53V213H50L49 212ZM65 214V213H64ZM70 214V213H69ZM80 214H77V215H80ZM84 214V213H83ZM111 214H114L113 212H111ZM129 214H131V213H129ZM136 214H138V212L136 213ZM173 214V213H172ZM182 214V213H181ZM197 214V213H196ZM195 214V215H196ZM200 213H198V215H199ZM203 214V213H202ZM19 215V214H18ZM20 215H22V214H20ZM44 215H47V214H43V216H41V217H44ZM57 215V214H56ZM68 215V214H67ZM88 215H90V214H88ZM88 215H87V217H88ZM177 215V214H176ZM187 215V214H186ZM243 215V216H242ZM264 215V214H263ZM23 216V215H22ZM48 216V215H47ZM109 216V215H108ZM133 216V215H132ZM146 216V215H145ZM144 216V217H145ZM178 216V215H177ZM176 216V217H177ZM38 217V216H37ZM63 217V216H62ZM67 217V216H66ZM66 217H65V219H66ZM68 217H69V215H68ZM78 217V216H77ZM84 217V216H83ZM86 217V218H87ZM140 217V216H139ZM149 217V216H148ZM152 217V218H153ZM179 217H182V216H179ZM185 217V216H184ZM184 217H183V219H184ZM193 217H194V215H193ZM198 216H196V218H197ZM34 218V217H33ZM35 218H36V216H35ZM34 218V219H35ZM45 218V217H44ZM73 218H74V216H73ZM89 218V217H88ZM108 218H110V217H108ZM107 217H106V219H108ZM149 218H151V217H149ZM186 218H188V217H186ZM189 218H191L192 219V217H189ZM202 218V217H201ZM256 218V219H257ZM61 219L62 218H60V220H59V218L58 217H54V214H53V216H50L49 217V219L45 222V221H42L41 220V222L42 223H44L45 222V225H48V226H46V227H48L46 230H48L47 231V233H48V235H49V237H51L57 244L59 243V241H65V243H67V242H69L70 244L72 243V238H70V235L71 234H69V230L72 232L73 230H71L69 227H67V225H66V222H65V220H64V222H63V220H62V223H61ZM69 219H70V217H69ZM68 219V220H69ZM79 219V218H78ZM190 219V220H191ZM260 219L261 220H264V216L262 217V215H261V217H260ZM75 220V219H74ZM83 220H85V219H83ZM151 220V219H150ZM187 220V219H186ZM190 220H187V222H189L188 224H190L191 225V223H190ZM192 220H194V219H192ZM197 220V219H196ZM199 220V219H198ZM245 220V219H244ZM243 220V221H244ZM247 220V219H246ZM250 220V219H249ZM49 221V222H48ZM135 221V220H134ZM136 221H137V219H136ZM143 221V220H142ZM153 221V220H152ZM202 221H204V218H203V220ZM258 221V220H257ZM257 221H255V223H257ZM82 222V221H81ZM140 222V221H139ZM138 222V223H139ZM151 222V221H150ZM157 222V221H156ZM194 223H196L195 221H193ZM205 222V221H204ZM203 222V223H204ZM245 222V221H244ZM244 222H243V224H244ZM247 222H248V220H247ZM70 223V222H69ZM73 223V222H72ZM83 223V222H82ZM84 223H85V221H84ZM194 223H193V225H194ZM202 223V222H201ZM200 223V224H201ZM252 223V222H251ZM68 224V223H67ZM140 224V223H139ZM143 224V223H142ZM142 224H140L139 226H141ZM241 224H242V222H241ZM257 224H260V223H257ZM77 225V224H76ZM137 225V224H136ZM135 225V226H136ZM145 225V224H144ZM185 225V224H184ZM183 225V226H184ZM215 225V224H214ZM256 225V224H255ZM42 226V225H41ZM168 226V227H167ZM241 226V225H240ZM243 226V225H242ZM257 226V225H256ZM256 226H254V228H258V226L256 227ZM43 227H45L44 226V224H43ZM173 227V228H172ZM176 227V228H175ZM202 227H204V229H205V226H202ZM237 227V226H236ZM143 228V227H142ZM196 228H197V226H196ZM240 228V227H239ZM133 229V228H132ZM134 229H137L136 227L134 228ZM173 229V230H172ZM195 229V228H194ZM240 229H242V228H240ZM78 230V229H77ZM76 230V231H77ZM150 230V229H149ZM152 230H153V228H152ZM199 230V229H198ZM238 231H239V229H238ZM131 232V231H130ZM129 232V234H132V233H130ZM198 232H200V233H202V232H204V231H198ZM46 233V232H45ZM94 233V232H93ZM143 233V232H142ZM179 233V235H177ZM212 233V234H211ZM138 234V233H137ZM152 234V233H151ZM166 234H167V232H166ZM187 234H188V236H187ZM258 234H260V235H258ZM93 235H95V234H93ZM143 235V234H142ZM200 235V234H199ZM47 236V235H46ZM72 236H73V233H72ZM92 236V235H91ZM149 236V235H148ZM167 236H169L168 234H167ZM197 236V237H196ZM195 237L196 238H198V234L196 235ZM234 237V236H233ZM250 237V238H249ZM4 237H0V248H3L1 245L3 244V246H5V252H7L8 253V251L11 249V248H9L10 247V243H9V241L8 240H10V238L11 237H5L4 238V240H2ZM55 238V239H54ZM141 238V237H140ZM144 238H147L146 240H148V238L149 237H144ZM153 238V237H152ZM210 238H213V236L211 237L210 236ZM231 238V237H230ZM239 238H243V241H238L239 240ZM74 239V238H73ZM91 239V238H90ZM154 239V238H153ZM231 239H233V238H231ZM249 239H251V241L249 242L248 240ZM142 240H144V239H142ZM213 240V239H212ZM3 241V242H2ZM192 241H194V240H192ZM195 241H197V239H195ZM217 241V240H216ZM22 241L19 239V240H17V242H15L16 244H19V243H21ZM140 242H142V241H140ZM171 242H170V244H171ZM189 242V241H188ZM14 243V242H13ZM91 243V242H90ZM208 243H211V242H208ZM11 244H12V242H11ZM15 244V245H16ZM140 244V243H139ZM169 244V245H170ZM196 244V243H195ZM51 245V247H52V245H54V243L52 244H50ZM188 245V244H187ZM193 245V244H192ZM12 246H13V244H12ZM161 245H159L158 247H160ZM194 246V245H193ZM91 247V246H90ZM168 247H171V246H168ZM254 247H256V249L254 248ZM18 247L16 246V248H14V249H17ZM136 247H134V249H135ZM161 248V247H160ZM188 248H190V246L188 247ZM8 249V250H7ZM21 249V248H20ZM48 249H50V247L48 248ZM47 249V250H48ZM159 249V248H158ZM173 249L171 250V251H173ZM197 249V248H196ZM26 250H29V248L28 249H26ZM31 250V249H30ZM41 250V249H40ZM170 249H168V251H169ZM183 250V249H182ZM16 251H18V250H16ZM15 251V252H16ZM43 251V250H42ZM41 251V252H42ZM62 250H60L59 252H57L56 254H54L53 256L51 255V257H49L48 259H45V256L47 255L48 256V251L45 253V252H43V254H41L40 255V257L38 256L39 255V253L37 254V255H34L33 253H32V256L31 257H29L28 259H26V261L24 262H20V261H18V260H15V258H16V256L14 257L13 255H12V257H7L6 255L4 256L5 258H7V259H10L11 261H9L10 262V264L11 263H13V264H56L57 262H56V260L63 254V251L61 252ZM194 251V250H193ZM36 252V251H35ZM40 252V253H41ZM180 252V251H179ZM27 253V252H26ZM53 253V252H52ZM162 253V252H161ZM175 253V252H174ZM9 254V253H8ZM29 253H27V255H28ZM31 254V253H30ZM29 254V255H30ZM172 254V253H171ZM183 254V253H182ZM185 254H187V253H185ZM64 255V254H63ZM147 255V256H146ZM176 255V254H175ZM181 255V254H180ZM205 255H207V254H205ZM89 256V255H88ZM100 256H102V258L103 259H100ZM191 256V255H190ZM2 257V256H1ZM0 257V258H1ZM27 257V256H26ZM130 257V258H129ZM5 258H4V260H5ZM47 258V257H46ZM119 258L121 259V260H124V262L123 263H120V261H119ZM138 258H140L139 256H138ZM137 258V259H138ZM171 259H170V264H182V263H178V261H176V258L175 257H173L172 258V255H171V257H170ZM181 259H182V257H181ZM119 262H118V261ZM1 261V260H0ZM165 261H168V260H166L165 259ZM6 262H8L7 260H6ZM70 262V261H69ZM68 262V263H69ZM157 262V263H156ZM84 263V262H83ZM141 263V262H140ZM144 263V264H145ZM165 263V262H164ZM167 263V262H166ZM165 263V264H166ZM0 264H2V262H0ZM69 264H71V263H69ZM79 264V263H78Z\"/></svg>",
  "mask_w": 264,
  "mask_h": 264
}]
</instances>
